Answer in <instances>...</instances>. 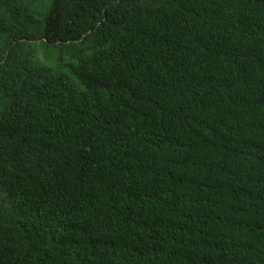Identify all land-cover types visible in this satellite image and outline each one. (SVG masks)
Returning <instances> with one entry per match:
<instances>
[{
    "label": "trees",
    "instance_id": "obj_1",
    "mask_svg": "<svg viewBox=\"0 0 264 264\" xmlns=\"http://www.w3.org/2000/svg\"><path fill=\"white\" fill-rule=\"evenodd\" d=\"M0 264H264V0H0Z\"/></svg>",
    "mask_w": 264,
    "mask_h": 264
}]
</instances>
